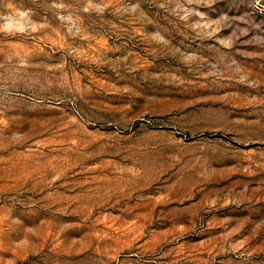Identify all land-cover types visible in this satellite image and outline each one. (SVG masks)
I'll use <instances>...</instances> for the list:
<instances>
[{
	"label": "rangeland",
	"instance_id": "obj_1",
	"mask_svg": "<svg viewBox=\"0 0 264 264\" xmlns=\"http://www.w3.org/2000/svg\"><path fill=\"white\" fill-rule=\"evenodd\" d=\"M0 264H264V0H0Z\"/></svg>",
	"mask_w": 264,
	"mask_h": 264
}]
</instances>
